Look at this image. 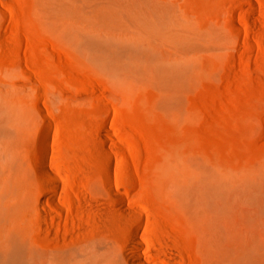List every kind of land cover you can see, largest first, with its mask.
Listing matches in <instances>:
<instances>
[{
    "label": "rangeland",
    "instance_id": "374dc122",
    "mask_svg": "<svg viewBox=\"0 0 264 264\" xmlns=\"http://www.w3.org/2000/svg\"><path fill=\"white\" fill-rule=\"evenodd\" d=\"M158 70L183 72L173 102ZM11 241L24 264H59L69 246L71 264H264V0H0V245Z\"/></svg>",
    "mask_w": 264,
    "mask_h": 264
},
{
    "label": "bare ground",
    "instance_id": "6f19581e",
    "mask_svg": "<svg viewBox=\"0 0 264 264\" xmlns=\"http://www.w3.org/2000/svg\"><path fill=\"white\" fill-rule=\"evenodd\" d=\"M104 21H116L112 20L109 17H103ZM79 42L86 47H88L91 50V53L93 54L94 58L101 60L105 65H108L109 67L119 70L121 72L132 74V75H140L141 74V67L137 66L134 63L130 64H124L122 60L120 59V50H117L110 45H107L104 42H101L98 39H93L89 37L80 38L77 37ZM157 73V79L159 82L169 89V92L166 97L167 101H174V95H175V88H178L183 81V72L182 71H169V70H158ZM42 114L45 115V112L42 111ZM49 129V123L45 122V131ZM98 155H101L100 158V168L102 171H108L111 167L110 165V151L109 148L105 145L104 142L100 144V151L98 152ZM37 169L40 171L42 175L47 177L53 185L56 183L55 176L50 172L49 168L45 165V162L43 161V158L37 160ZM115 175V182H118L121 178L119 177V174L117 172H114ZM126 179L129 181H132L131 176L127 175ZM110 184H108V187ZM111 191V190H109ZM112 192H109V195H111ZM193 200V197L191 198ZM109 201V200H108ZM120 208L125 211L127 209V204L120 200L119 202ZM136 245L138 243L135 242ZM24 247L20 243H13L12 241L10 243L0 245V263L3 264H24ZM77 249L73 247H65L61 249L59 252L55 254V259L58 261L59 264H71V261L73 260L74 256L77 254ZM39 256V250L37 248L33 249V257L35 258ZM136 259L140 260V263L138 264H148L145 261H142L143 258L140 256H136Z\"/></svg>",
    "mask_w": 264,
    "mask_h": 264
}]
</instances>
